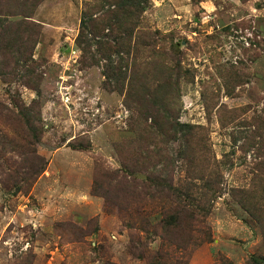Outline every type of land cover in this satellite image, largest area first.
Returning a JSON list of instances; mask_svg holds the SVG:
<instances>
[{
    "label": "rangeland",
    "instance_id": "374dc122",
    "mask_svg": "<svg viewBox=\"0 0 264 264\" xmlns=\"http://www.w3.org/2000/svg\"><path fill=\"white\" fill-rule=\"evenodd\" d=\"M102 2L0 0V264H264V0H149L142 57L181 76L175 110L204 146L189 164L162 145L172 203L144 185L155 160L123 166L139 116L88 32L99 64L82 62ZM31 117L40 143L19 150ZM169 206L195 211L189 241L161 228Z\"/></svg>",
    "mask_w": 264,
    "mask_h": 264
},
{
    "label": "trees",
    "instance_id": "16d2710c",
    "mask_svg": "<svg viewBox=\"0 0 264 264\" xmlns=\"http://www.w3.org/2000/svg\"><path fill=\"white\" fill-rule=\"evenodd\" d=\"M106 2L108 0H103L102 8L100 7L99 10L94 9L92 13H85L86 18L82 26L85 30L81 31L78 40V46L83 51L82 62L87 67L99 64L94 56H92L94 58L92 62L86 60L87 54L92 51V45L88 39L90 34L94 37L92 41L97 46L98 55L108 61L104 73L107 78L105 88L121 93L126 90L127 104L134 105L129 109L134 110L139 116L137 124L141 127L135 128L134 124L132 129L140 136L139 138L137 136L134 141L132 152H130L131 157L123 162V166L125 170H130L132 165V167H139L141 159L155 160L149 163V166L145 165L147 181L144 185L153 189L155 193H160L163 200L172 203L183 194L181 195V189L174 185L172 175L174 173H166L172 167L170 164L175 160L168 149L163 148L162 145H168L169 142H180V149L176 152L178 161L184 160L190 164L196 158L197 147H204L200 144L201 131L200 128L191 124L182 123L180 115L175 110L181 76L164 63L155 60L153 55L142 57L143 52L139 48L140 40L137 30L140 28L149 0H115L112 3L116 5L105 4ZM99 16L103 24L97 22ZM133 43L136 44L133 45ZM34 89L38 91V87ZM27 124L28 131H25L26 134L23 135L25 142L23 145L18 144L17 149L19 150H24L26 146V149L28 147L30 149L40 143L34 117L29 118ZM29 134L33 140L28 138ZM14 143L17 145L16 142ZM35 161L36 163L31 166L34 167L32 170L40 175L45 171L47 163L37 155ZM32 170H30L31 175ZM194 212L187 210L186 207L169 206V212H165L166 218L161 222V228L164 232H168L169 237L172 236L170 232L179 231L180 235L182 234V240L187 242L192 236L188 232H191V229H186V227L195 221Z\"/></svg>",
    "mask_w": 264,
    "mask_h": 264
}]
</instances>
